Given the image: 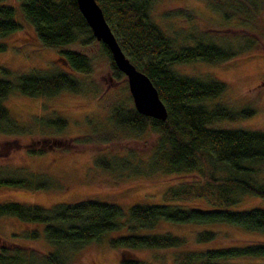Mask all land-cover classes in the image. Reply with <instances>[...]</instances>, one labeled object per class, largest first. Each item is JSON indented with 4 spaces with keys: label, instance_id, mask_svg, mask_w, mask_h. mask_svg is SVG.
Segmentation results:
<instances>
[{
    "label": "trees",
    "instance_id": "16d2710c",
    "mask_svg": "<svg viewBox=\"0 0 264 264\" xmlns=\"http://www.w3.org/2000/svg\"><path fill=\"white\" fill-rule=\"evenodd\" d=\"M96 1L125 55L152 81L167 116L161 120L139 113L128 93L127 98H114L111 102L105 117L107 125L91 122L88 131L72 136L43 134L41 139L25 143V150L28 154H41L53 148L73 151L101 145L106 150L93 159L97 166L119 170L120 176H151L161 172L174 178L164 192L165 198L172 202L134 203L125 216L119 205L92 198L56 202L47 207L0 202V216L12 215L23 222L43 223L48 245L44 250L30 243L40 235L35 226L14 233L11 239L0 237V264H73L83 244L123 228L125 231L109 239L110 246L119 252L118 264H154L134 256V248L176 249L180 264H246L230 259L264 257V238H235L237 241L229 246L192 248L181 235L155 230L160 222L229 223L264 232V207H232L244 195L264 197V178L259 176L264 165V131L209 126L222 118L251 115L255 107L234 110L224 102L211 104L209 98L218 96L225 83L213 76L187 74L174 67L185 62H220L260 51L263 31L259 22L264 20V0H201L223 16L234 15L249 22L246 26L213 24L197 16L194 10L180 6L167 14L190 23V27L172 30L164 29L151 16L153 0ZM18 2L38 43L55 47L57 56L69 69H33L13 78L0 77V131L28 136L33 134L30 124L61 127L67 124V119L60 114H44L32 116L31 123L20 122L3 104L10 93L50 97L64 90H96L90 79L93 55L87 49L92 44L107 57L112 78L119 79L124 74L114 65L106 45L95 39L76 0ZM224 27L248 33L226 32ZM20 29L22 25L15 19L14 7L0 3V37ZM5 47L6 43L0 42V49ZM144 132L155 136L147 155L124 143L117 148L111 146L130 133ZM20 168L0 170V185L32 190L55 187L54 180L46 174L22 173ZM216 235L214 229L197 230L194 245L211 243Z\"/></svg>",
    "mask_w": 264,
    "mask_h": 264
},
{
    "label": "rangeland",
    "instance_id": "374dc122",
    "mask_svg": "<svg viewBox=\"0 0 264 264\" xmlns=\"http://www.w3.org/2000/svg\"><path fill=\"white\" fill-rule=\"evenodd\" d=\"M15 9V19L22 25V29L10 32L0 37V42L6 43L0 49V77L14 76L31 71L56 70L69 71L67 66L57 56V49L52 46H42L35 39L32 27L25 19L18 0H0ZM186 7L202 19L213 24L229 26L235 23L249 25L234 15L223 16L219 11L210 9L201 0H153L150 14L164 29L172 30L183 26L189 29L190 23L178 21L167 14L177 7ZM199 18V21L202 19ZM203 28V25H202ZM222 28V27H221ZM226 32L248 33L246 30L224 27ZM262 32L263 48L260 51L235 55L220 62L195 61L174 65L187 74L213 76L225 83L224 90L216 97L209 98L211 104L224 102L230 108L239 110L243 107H255V112L248 116L222 118L213 121L209 126L241 127L264 131V20L259 22ZM79 48L78 45H73ZM81 48V47H80ZM93 55V70L90 79L95 83L96 90L84 92L61 91L50 97H30L20 93H10L3 103L9 112L20 122L29 123L35 115H62L67 124L58 126L32 125V135L7 134L0 131V170L7 172L15 167H21L20 172L44 173L54 180L55 187L29 189L10 185H0V202L18 201L34 203L44 207L56 202H71L81 199H97L117 204L124 216L128 208L134 203H162L172 202L165 198L164 192L168 185L174 182L171 176L156 172L151 176L141 175L120 176L119 170H109L93 164V159L102 153L101 145L96 148H80L67 151L56 148L48 149L41 154H28L25 143L32 139H41L43 134L72 136L88 131L95 122L108 124L105 117L114 98H127L129 93L125 77L114 79L111 77L107 57L99 51L97 45L87 47ZM6 69L7 71H4ZM130 104V102L128 101ZM211 104H208L210 106ZM46 108H43V106ZM92 120V121H91ZM93 122V123H91ZM31 123V122H30ZM31 127V126H30ZM155 136L153 133H130L121 137V142L112 144L114 148L123 143L138 152L147 155ZM117 145V146H116ZM113 148V147H112ZM130 173V170H128ZM264 178V165L259 172ZM133 178V179H132ZM132 180V182H131ZM252 206L264 207V197L244 195L235 209ZM124 218L122 217L121 220ZM36 227L40 235L30 243L46 250L48 245L43 236V223L23 222L12 215L0 216V237L14 238V233ZM214 229L217 231L213 242L194 245V234L197 230ZM155 230H169L187 239L192 248L211 245L229 246L239 239L264 238L263 231H250L229 223L193 224L160 222ZM125 231L112 230L101 239L83 244L77 250V257L73 264H118L119 252L109 244V239ZM176 249L134 248V256L150 260L154 264H180L176 256ZM231 262L246 264H261L264 257L244 256L230 259Z\"/></svg>",
    "mask_w": 264,
    "mask_h": 264
},
{
    "label": "water",
    "instance_id": "95a60500",
    "mask_svg": "<svg viewBox=\"0 0 264 264\" xmlns=\"http://www.w3.org/2000/svg\"><path fill=\"white\" fill-rule=\"evenodd\" d=\"M76 3L95 39L106 45L114 65L124 74L134 108L141 114L164 120L167 109L159 98L155 86L125 55L98 2L76 0Z\"/></svg>",
    "mask_w": 264,
    "mask_h": 264
}]
</instances>
